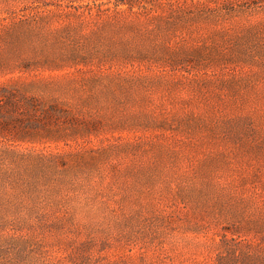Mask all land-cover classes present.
I'll list each match as a JSON object with an SVG mask.
<instances>
[{
    "label": "rangeland",
    "instance_id": "1",
    "mask_svg": "<svg viewBox=\"0 0 264 264\" xmlns=\"http://www.w3.org/2000/svg\"><path fill=\"white\" fill-rule=\"evenodd\" d=\"M0 264H264V0H0Z\"/></svg>",
    "mask_w": 264,
    "mask_h": 264
}]
</instances>
